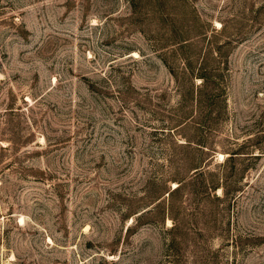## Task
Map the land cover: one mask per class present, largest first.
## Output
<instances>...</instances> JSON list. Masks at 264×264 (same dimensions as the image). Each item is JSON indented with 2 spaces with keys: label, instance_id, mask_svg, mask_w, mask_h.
I'll list each match as a JSON object with an SVG mask.
<instances>
[{
  "label": "rangeland",
  "instance_id": "374dc122",
  "mask_svg": "<svg viewBox=\"0 0 264 264\" xmlns=\"http://www.w3.org/2000/svg\"><path fill=\"white\" fill-rule=\"evenodd\" d=\"M0 264H264V0H0Z\"/></svg>",
  "mask_w": 264,
  "mask_h": 264
},
{
  "label": "trees",
  "instance_id": "16d2710c",
  "mask_svg": "<svg viewBox=\"0 0 264 264\" xmlns=\"http://www.w3.org/2000/svg\"><path fill=\"white\" fill-rule=\"evenodd\" d=\"M197 77H201V76H197Z\"/></svg>",
  "mask_w": 264,
  "mask_h": 264
}]
</instances>
